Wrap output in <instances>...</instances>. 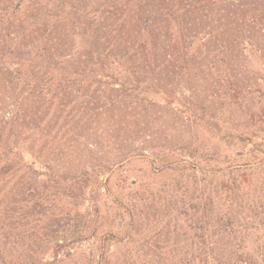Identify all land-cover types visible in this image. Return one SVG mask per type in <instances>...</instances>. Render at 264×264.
Returning <instances> with one entry per match:
<instances>
[{
  "label": "trees",
  "instance_id": "1",
  "mask_svg": "<svg viewBox=\"0 0 264 264\" xmlns=\"http://www.w3.org/2000/svg\"><path fill=\"white\" fill-rule=\"evenodd\" d=\"M27 2L22 15L9 6L0 10V264H135L129 250H119L137 233V205L170 215L166 240L176 238L155 264H264V0H99L96 9L91 0ZM113 64L118 71L110 74ZM176 83L190 96L174 95ZM199 95L220 101V151L172 149L168 136L164 145L154 139L152 166L176 170L180 178L145 196L139 192L138 202L109 201L113 211L104 220L94 177L107 173L109 192L110 175L144 157L132 115L129 127L112 132L117 136L90 143L97 149L112 138L115 162L71 181L66 197L89 205L75 213L76 233H64L70 220L31 232L30 213L48 215L39 175L14 151L28 129L27 98H136L126 109L142 113L144 98ZM70 153L83 157L69 149L58 155ZM182 218L185 228L177 226ZM90 240L85 248L82 242ZM113 242L122 246L111 253Z\"/></svg>",
  "mask_w": 264,
  "mask_h": 264
},
{
  "label": "rangeland",
  "instance_id": "2",
  "mask_svg": "<svg viewBox=\"0 0 264 264\" xmlns=\"http://www.w3.org/2000/svg\"><path fill=\"white\" fill-rule=\"evenodd\" d=\"M3 1L0 0V10L9 6L19 10L21 15L27 12L30 5L27 0H13L10 3L2 4ZM90 5L96 9L99 6V0H91ZM17 25L18 23L14 24V30ZM71 50L70 52L74 51V49ZM13 66L14 64L11 63L4 65L9 69ZM116 71H118V66L113 64L110 74H115ZM175 88L177 91L174 95H177L178 92V94L184 93L179 83H176ZM184 94L187 97L190 96L189 92ZM73 99L27 98L28 129L23 136L18 137L14 151L18 152L23 161L39 175L35 178L37 182L41 183L40 190L45 194L44 210L48 215V219H46L38 216L34 211L31 212L29 218L31 232H44L46 228L44 223L50 226L60 222L62 227L64 220H70L69 225L65 226L64 233L69 236H73V232L76 233L78 220L75 218V213H82L89 209V205L81 203L80 200L69 201L66 196L69 195L71 181L77 179L80 172H88L90 168L94 169L97 165L102 167L109 161L115 162L113 156L117 153V147L110 143L113 142L112 138L108 137L110 142L99 141L97 149L94 146L92 148L90 143L96 144L99 140L96 137H104L106 133L112 137L117 136V134L113 136L112 132L124 126L129 127L132 115L138 121L137 130L140 131V140L145 141V145L141 146L144 157L132 160L130 163L124 164L122 168L116 169L110 175L109 192L103 187L108 177L107 173L103 172L97 174L98 177H94V180L100 182L98 184L100 188L97 187L104 197L102 207L104 220H108L113 211L109 201L130 198L131 201L138 202L139 192L145 196L146 193L170 185L175 179L180 178V173L176 170L158 172L157 168L152 166L148 159L153 154L149 144L154 139L158 144L164 145L162 139L168 136V146L172 149L175 146H191L198 151L209 148L220 151V101L212 103L211 98H203L202 95H199V98H144L146 103L142 106L141 113L140 108L126 109V105L135 101L136 98H121L123 99L119 100L121 103H114L112 98H77L75 101ZM104 103H106V107L109 103L112 106L100 111L99 108ZM172 111L176 112L171 115ZM207 133H214L215 137L206 138L204 135ZM21 139H25L26 143ZM202 141H207L210 145L205 143L201 146L200 142ZM39 149L43 150L42 160L38 159L40 155L37 150ZM68 149L77 153L82 151V159H79L74 153H70L71 156L68 154L58 155L59 151L65 153ZM250 149L251 147L248 146L246 151ZM90 189L91 187H89L88 193ZM78 204L82 205L77 207ZM137 206L141 213L137 233L129 242L130 245L121 247L119 252L125 253L129 250L128 254L134 257L135 264H155L159 254L168 252V249L162 248L172 245L176 238L171 236L170 240H166L170 230H165L164 227L170 221V215H157L158 210H145L146 207ZM171 218H173V214ZM38 219L41 220V223L37 222ZM180 220L182 221L178 222L177 226L185 228V224L182 223L184 219ZM105 226L106 224H104ZM68 241L77 242V239L71 238ZM89 243L92 244L93 241L82 242L85 248H88L87 244ZM119 246L122 245L113 242L110 248L111 253L116 252ZM154 246L158 249L154 250ZM166 259L169 257L166 256Z\"/></svg>",
  "mask_w": 264,
  "mask_h": 264
}]
</instances>
